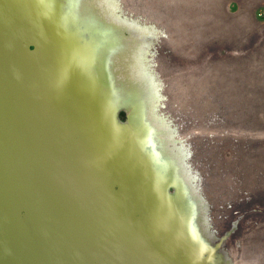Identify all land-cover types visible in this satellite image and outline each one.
I'll return each mask as SVG.
<instances>
[{
    "label": "water",
    "instance_id": "1",
    "mask_svg": "<svg viewBox=\"0 0 264 264\" xmlns=\"http://www.w3.org/2000/svg\"><path fill=\"white\" fill-rule=\"evenodd\" d=\"M64 2L0 0V264H231L167 109L114 81L134 65L127 27L137 56H159L142 40L156 38L146 8L110 0L128 26L103 32L100 3Z\"/></svg>",
    "mask_w": 264,
    "mask_h": 264
},
{
    "label": "rangeland",
    "instance_id": "2",
    "mask_svg": "<svg viewBox=\"0 0 264 264\" xmlns=\"http://www.w3.org/2000/svg\"><path fill=\"white\" fill-rule=\"evenodd\" d=\"M144 1L160 9L168 34L142 39L168 63L161 88L170 90L166 114L175 100L192 114L186 132L204 163L199 179L212 198L210 227L215 237H226L215 245L231 264H264V115L247 114L264 89L258 74L264 53L253 48L264 46V0ZM206 98L214 121L202 115ZM235 103L243 106L240 114L235 106V115H219ZM115 112L125 125L128 109L121 104Z\"/></svg>",
    "mask_w": 264,
    "mask_h": 264
},
{
    "label": "bare ground",
    "instance_id": "3",
    "mask_svg": "<svg viewBox=\"0 0 264 264\" xmlns=\"http://www.w3.org/2000/svg\"><path fill=\"white\" fill-rule=\"evenodd\" d=\"M64 1L66 2V5H71L73 3L74 5H77L78 7L79 6L81 7L82 5L83 6L88 5V4L90 5V3H92V5H94V4L98 5L100 3L101 4L100 5L101 6L100 7L101 16L103 17V21L105 19L107 20V23L104 22L105 25H108L107 28L101 29V31H103V32H109L110 30L113 31L114 29L117 30L119 25L121 27L123 26L124 28L128 26V25H121V24H119L117 26V24H114L116 22L113 21L112 17H110L109 14L104 12V9H106L105 6H107V5L110 6L109 5L110 0H64ZM128 1H129V5L139 4V5H143L146 8V10H142L141 12L145 15V17L148 18V22H152V23L151 24L148 23V25L142 26L143 29H145L147 32H149L152 36H155L156 38H162L163 39V38H166L168 36L167 31L160 24V20L162 21L163 17H162V14L160 12V9L158 7H152L150 3L146 5V2L144 0H128ZM130 9H132V8L130 7ZM52 12L55 13V10H53ZM127 31L129 33V35L124 37L122 39V42L119 45L122 48V51H121L122 54H126V53L130 54L131 53V56H132L130 58H132V63H134V65L132 67H130V69L129 68L127 69V77L129 76V73H130V79L129 78L128 79H126V78L118 79V77H116V79H114V76H115L114 73L113 74L111 73V76H112L111 79H114L117 86H120L121 84L126 86V85H129L130 83L132 84L133 82H136V86H139L138 82L141 83L140 84L141 86L139 88L140 92H138V97H140V99H143V100H140V103H143L145 100L147 101V103H148L147 107L148 108H150L152 104L153 105L159 104V106H160L162 103L161 106L166 105L167 104L166 101H168L166 96L168 97L170 90L169 89H167V90L163 89L164 91L162 90V95H161V92L156 91L155 87L154 88H150V87L152 84L154 85V83L159 85V87L161 86L160 88L163 87L165 81L162 77V72L165 71V69L168 67V63H166V60L164 58H163L164 60L163 59L161 60L157 54L156 55H150L148 57H139V55L137 56V53H139V52L141 53L139 45H138L139 49H137L138 47H135V46L132 47L129 44V41H132V39H133L134 43H135V41H138V40H135V36L133 35V34L138 33L137 27L129 26V27H127ZM85 44H86V46H88V42ZM141 45H143V44H141ZM91 51H93V50H91ZM144 52L152 53L153 51L146 50ZM159 61H161V64H159ZM144 63H145V68H142L141 64H144ZM157 69L161 71V76L157 77L158 81H154V82L152 81V83H151L150 79H152V76L154 74L153 71L156 72V71H158ZM133 74H135L134 77H132ZM105 83H106V81H105ZM107 84L110 86V82ZM109 86H106V91H107L108 95H110L109 89L111 88ZM158 92H159V94H158ZM162 97H163V99H162ZM91 110H93V109H91ZM93 112H92V114H93ZM165 113H167V112L165 111ZM172 114H173V110L170 109L169 116L173 117V116H171Z\"/></svg>",
    "mask_w": 264,
    "mask_h": 264
},
{
    "label": "crops",
    "instance_id": "4",
    "mask_svg": "<svg viewBox=\"0 0 264 264\" xmlns=\"http://www.w3.org/2000/svg\"><path fill=\"white\" fill-rule=\"evenodd\" d=\"M252 42V41H251ZM253 48L255 50H257L259 53H264V46L259 45H254ZM251 49V48H250ZM264 69H262V71L258 74L264 75ZM260 94H259V100H257L252 106H251V110L249 112H247L248 115H252L254 117L257 116H263L264 115V89L260 90ZM238 103V102H237ZM237 103L234 104L233 106V111L231 110L230 112H220L219 115L225 114L226 117L229 116H233L235 115L234 112V108L235 106L237 107L238 113L240 114L241 111L243 110V106L238 105ZM205 109L203 110V117H205L206 120L208 121H214L215 115H214V111L212 109V104L210 102V100L208 98H206V102H204ZM168 106V105H166ZM239 107V108H238ZM165 108V105H164ZM167 109V108H166ZM173 122L175 124V131H176V135L177 138H185L186 139V144L184 145L186 151L189 152V157H190V161L188 162V166H195L197 170L200 171V166H202L201 169H203L204 163L201 162V158L198 157V153L200 152L199 150V146L195 143V141H193L194 136H190L187 134L186 129L187 127V122H191L192 118H191V112L188 113L184 106L178 102V100H175L174 106H173ZM201 154V152H200ZM199 159V161H198ZM207 181H204V185L200 187V192L201 194L204 196V199L201 200L203 202V204H205V206L202 208L205 212L209 213L212 212V207H211V203H212V198L209 195V192L207 190Z\"/></svg>",
    "mask_w": 264,
    "mask_h": 264
}]
</instances>
